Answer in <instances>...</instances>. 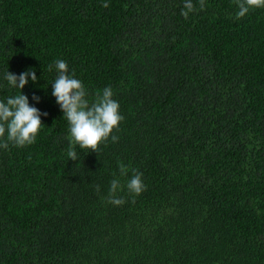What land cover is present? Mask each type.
I'll return each instance as SVG.
<instances>
[{
	"label": "trees",
	"instance_id": "16d2710c",
	"mask_svg": "<svg viewBox=\"0 0 264 264\" xmlns=\"http://www.w3.org/2000/svg\"><path fill=\"white\" fill-rule=\"evenodd\" d=\"M184 2L0 0V100L20 92L5 72L35 70L22 93L48 114L33 144L0 147V264H264V7L193 0L185 19ZM57 59L89 103L112 89L117 142L71 140Z\"/></svg>",
	"mask_w": 264,
	"mask_h": 264
},
{
	"label": "clouds",
	"instance_id": "9594fccd",
	"mask_svg": "<svg viewBox=\"0 0 264 264\" xmlns=\"http://www.w3.org/2000/svg\"><path fill=\"white\" fill-rule=\"evenodd\" d=\"M237 7L236 18H243L251 9L264 7V0H234ZM200 9L205 7V0H198ZM107 8V3L102 4ZM184 9L181 15L187 19L189 14L195 10L193 0H185ZM55 70L56 78L51 85L52 96L63 113V118L68 123V130L71 140L79 145L81 149L90 150L96 153L102 142H106L111 137L113 143L119 137L112 135L114 129H118L123 116L120 114V105L113 99V91L110 87H105L102 94H97L94 100L89 103L86 98L88 93L81 80L75 77V72L69 73V67L63 59H57L48 66V70ZM29 78L33 83L37 82L35 70H28L16 75L5 72L4 79L14 88L20 89L19 94L0 100V147L7 149L9 142L18 147L33 144L41 129V116L48 114L41 113L38 108L29 103V99L22 93L28 84ZM32 99L39 102V97L33 95ZM68 156L70 160L77 159V152L69 146ZM121 177H128L127 189L134 195H139L145 190L142 180V173L131 170L129 177V167L122 162L118 163ZM120 179L114 178L110 182L107 202L116 206L123 205L126 201L117 196L120 189ZM99 192V186H96ZM134 202V201H133Z\"/></svg>",
	"mask_w": 264,
	"mask_h": 264
}]
</instances>
